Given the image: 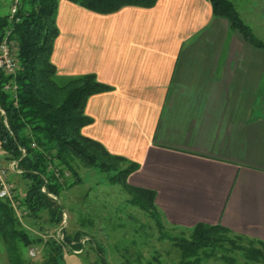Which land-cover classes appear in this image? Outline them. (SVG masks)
Instances as JSON below:
<instances>
[{
  "label": "crops",
  "instance_id": "0c3cea01",
  "mask_svg": "<svg viewBox=\"0 0 264 264\" xmlns=\"http://www.w3.org/2000/svg\"><path fill=\"white\" fill-rule=\"evenodd\" d=\"M56 27L57 74L110 88L88 98L82 134L138 166L128 183L155 192L166 223L264 242V49L209 0L111 14L60 0Z\"/></svg>",
  "mask_w": 264,
  "mask_h": 264
},
{
  "label": "trees",
  "instance_id": "16d2710c",
  "mask_svg": "<svg viewBox=\"0 0 264 264\" xmlns=\"http://www.w3.org/2000/svg\"><path fill=\"white\" fill-rule=\"evenodd\" d=\"M59 1L22 0L17 24L1 12L0 1V43L8 29L18 42L16 74L8 76L0 70V151L5 162L17 163L19 176L27 181L24 196L18 202L27 212L26 218L39 219L45 212L48 224L60 225L65 209L60 199L66 190L80 184L76 167L81 165L104 174L110 185L120 186L129 198L128 203L154 222L159 239L170 243V251L176 258L168 264H207L211 259L222 264H238V257L243 259L242 264H264L263 241L236 235L221 225L199 223L189 229L188 236L169 237L163 232L168 224L157 209L155 192L128 183V177L138 166L110 154L100 143L82 134V129L91 123L84 113L88 98L110 88L98 82L94 75L57 74L50 57L58 36ZM66 1L98 14H111L126 6L152 8L157 2ZM209 1L215 17L226 20L252 47L264 49V41L255 37L230 0ZM7 84L17 86L15 96L4 90ZM82 235L83 231L77 230L74 234L66 233L65 239L74 242L73 249L81 250ZM35 244L22 229L11 205L0 199V257L4 250L8 264H30L24 251ZM93 250L104 263L101 247L94 245ZM154 261L160 264L157 258ZM43 264H65L61 249L51 244Z\"/></svg>",
  "mask_w": 264,
  "mask_h": 264
},
{
  "label": "rangeland",
  "instance_id": "374dc122",
  "mask_svg": "<svg viewBox=\"0 0 264 264\" xmlns=\"http://www.w3.org/2000/svg\"><path fill=\"white\" fill-rule=\"evenodd\" d=\"M242 20L251 29L255 37L264 41V0H230ZM9 2L1 6V12L7 13ZM76 171L80 184L66 190L60 199L64 206V215L60 225L47 223L45 212L39 219H29L24 215L17 218L27 234L36 241L24 251V257L31 264H43L50 246L61 249L65 264H168L175 258L170 251V243L159 239L157 228L144 213L128 203V196L118 185H110L104 174L96 170L77 165ZM68 177V174L65 175ZM8 181L16 195L17 202L22 200L27 181L17 174H9ZM23 208L19 207V210ZM74 234L82 230L80 243L83 248L73 249V243L65 239L66 233ZM164 233L169 237L188 236L189 230H178L165 224ZM232 236V235H231ZM232 238H234L232 236ZM91 240V241H90ZM101 247L104 263L93 250ZM35 257H30L29 250ZM167 251V252H166ZM0 264H8L4 250L1 251ZM80 253L79 255H77ZM232 256V255H231ZM176 260V258L174 259ZM238 264L243 259L238 257ZM138 261V262H137ZM207 264H222L211 259Z\"/></svg>",
  "mask_w": 264,
  "mask_h": 264
},
{
  "label": "built area",
  "instance_id": "2783aa9c",
  "mask_svg": "<svg viewBox=\"0 0 264 264\" xmlns=\"http://www.w3.org/2000/svg\"><path fill=\"white\" fill-rule=\"evenodd\" d=\"M2 4L6 0H0ZM9 7L7 11V16L9 21L15 24L20 22V18L17 17V13L21 6L22 0H8ZM12 31L10 29L6 30L4 37L0 43V70L8 76H14L18 70V42L15 38L11 37ZM4 90L12 93L15 96L17 91V86L14 84H7ZM17 163L5 162L0 151V199L7 201L13 208L16 216L24 215L27 212L24 209L19 210V204L16 200V195L11 184L8 181L9 174H17ZM44 191V190H42ZM28 254L30 257H35L34 250H29Z\"/></svg>",
  "mask_w": 264,
  "mask_h": 264
}]
</instances>
